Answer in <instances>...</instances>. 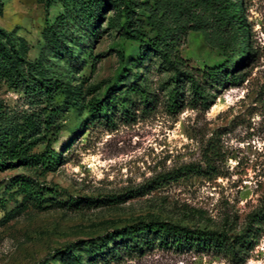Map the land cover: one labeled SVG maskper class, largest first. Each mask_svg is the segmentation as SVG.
Listing matches in <instances>:
<instances>
[{"label":"rangeland","instance_id":"374dc122","mask_svg":"<svg viewBox=\"0 0 264 264\" xmlns=\"http://www.w3.org/2000/svg\"><path fill=\"white\" fill-rule=\"evenodd\" d=\"M94 1L0 0V29L65 87L51 106L61 109L60 130L41 127L32 146L57 154L56 165L0 171V264H88L89 249L151 221L225 231L232 242L248 232L225 252L156 248L111 264H264V211L249 223L264 206V0H228L240 7L250 58L236 79L206 85L203 105L148 39L153 27L166 32L196 76L220 65L215 0H127L147 35L141 44L119 31L123 0H106L86 37L79 18ZM48 30L57 51L44 41ZM34 102L0 80V124L44 120L50 109Z\"/></svg>","mask_w":264,"mask_h":264},{"label":"trees","instance_id":"16d2710c","mask_svg":"<svg viewBox=\"0 0 264 264\" xmlns=\"http://www.w3.org/2000/svg\"><path fill=\"white\" fill-rule=\"evenodd\" d=\"M123 1L124 4L119 14L121 20L119 31L124 38L141 44L147 35L143 32L140 21L134 18V4L126 3L127 0ZM215 4L220 16V23L217 28L218 35L220 33L225 36L222 44H220V50L224 56L220 65L204 68L196 76L190 71L183 70L185 65L181 58L173 52L172 43L165 37L166 32H160V28L153 27L156 36L148 39L150 48L165 63L174 68L177 73L183 74L188 80L191 88V101L195 104L203 105L206 103V85L217 82L220 78L224 80L236 79L239 75L237 72L244 60L250 58L247 52V43L242 44L244 36L241 33L245 31V24L240 14L238 2L215 0ZM107 5L106 0H96L88 4L83 10L84 13H81L78 24L82 23V30L86 32V37L94 36L93 29L98 19V12ZM232 22L237 24L235 31L227 29L228 24ZM223 28L228 32L223 31ZM193 29L203 31L201 26H196ZM204 34L208 38L206 32ZM43 35L45 43L52 46L54 50L57 51L60 48L59 37L56 34L48 30ZM0 80L5 81L15 89H20L30 99L31 104H34V101L44 100L47 109H50L42 121L27 118L22 123H14L9 122L6 118L1 119L0 171L23 166H40L49 170L58 162L57 154L52 151L35 154L32 153V146L38 139L36 136L39 135L41 127L45 132L51 133L60 130L55 123L61 109L59 107L51 108V106L54 96L58 92H64V83L55 76H50L41 62H26L20 50L16 48L11 34L3 29H0ZM186 173H189V167H184L180 174ZM15 185L24 193H33V184L28 179H18L15 181ZM263 211L264 206L263 209L249 216L250 225ZM245 232L248 230L246 229ZM245 232L232 242L230 235L225 231L188 228L162 221L138 222L123 228L107 240L102 241L99 246L89 249L88 264L117 263L124 257L140 256L156 248L178 251L210 250L225 252L244 244Z\"/></svg>","mask_w":264,"mask_h":264}]
</instances>
